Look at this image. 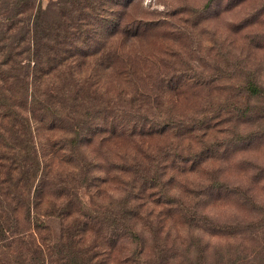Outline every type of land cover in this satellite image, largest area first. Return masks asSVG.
I'll use <instances>...</instances> for the list:
<instances>
[{"label": "rangeland", "instance_id": "rangeland-1", "mask_svg": "<svg viewBox=\"0 0 264 264\" xmlns=\"http://www.w3.org/2000/svg\"><path fill=\"white\" fill-rule=\"evenodd\" d=\"M41 1L46 7L51 0ZM129 4L124 9V23L141 19L156 28L142 38L129 40L127 48L131 56V50H141L145 62L155 55L154 61L146 67L140 59H134L133 68L105 70L104 90L117 97L121 93L126 100L138 90L144 103L140 110L149 118L170 113L164 117L166 121L171 116L192 122L210 118L208 109L218 111V104L225 98L222 128L209 130L202 141L176 137L170 126L162 134L134 139L95 138L78 144L74 156L67 151L56 152L53 140L64 131L43 128L35 140L44 170L52 180L58 178L75 187L87 209L116 211L126 202L131 188L139 184L135 173L120 171L118 164L158 156L145 166L150 175L164 181L166 193L151 187L136 201L131 197L129 203H140L132 219L144 232L147 248L166 239V249L171 247L172 251L164 253L177 262L225 264L249 258L263 264L264 0H129ZM115 41L119 43L121 38ZM197 77L214 81L208 87L181 85ZM157 80L163 82V88ZM250 81L260 87V95L253 96L246 90ZM155 95L158 103L149 101ZM30 155L36 156L33 150ZM46 160L50 165H45ZM169 198L186 204L191 215L178 218ZM57 221L52 222L54 230ZM156 235L161 240L154 243ZM124 253L120 251L119 257Z\"/></svg>", "mask_w": 264, "mask_h": 264}, {"label": "trees", "instance_id": "trees-1", "mask_svg": "<svg viewBox=\"0 0 264 264\" xmlns=\"http://www.w3.org/2000/svg\"><path fill=\"white\" fill-rule=\"evenodd\" d=\"M129 5V0H51L44 7L41 0H0V264H191L170 260L164 253L172 251L171 247L166 249V239L161 245L149 244L148 249L144 232L132 219L140 203L130 206L131 197L136 201L151 187L165 189L164 181L150 175L145 166L158 156L119 163L120 171L135 173L139 184L131 188L118 210L99 211L84 207L75 187L48 176L36 147L37 133L43 128L64 131L53 144L56 152H71V156L78 144L95 138L134 139L162 134L170 126L176 137L202 141L209 130L222 128L225 98L218 111L208 109L210 118L192 122L171 116L166 121L164 117L170 113L149 118L140 110L144 103L138 90L128 100L121 93L117 97L104 90L105 70L133 68L134 59L146 67L154 61L155 55L145 62L141 50H131V56L127 48L129 40L142 38L156 28L141 19L124 23V9ZM120 38L117 43L115 39ZM213 81L197 77L181 85L208 87ZM157 84L160 86L161 80ZM245 88L253 96L260 95L255 82L250 81ZM110 100L115 101L112 106ZM158 100L156 95L149 98ZM125 104L139 110H128ZM32 150L34 158L29 157ZM49 163L46 160L45 165ZM169 199L178 218L191 215L186 204ZM56 219L58 228L54 230ZM159 240L157 235L153 237L154 243ZM118 249L125 252L120 257ZM225 264L260 263L246 258Z\"/></svg>", "mask_w": 264, "mask_h": 264}]
</instances>
